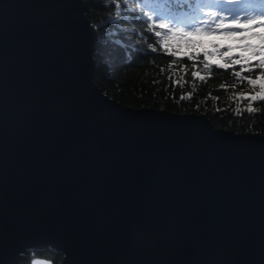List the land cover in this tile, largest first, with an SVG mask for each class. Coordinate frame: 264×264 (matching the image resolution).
<instances>
[{
	"label": "water",
	"instance_id": "obj_1",
	"mask_svg": "<svg viewBox=\"0 0 264 264\" xmlns=\"http://www.w3.org/2000/svg\"><path fill=\"white\" fill-rule=\"evenodd\" d=\"M87 0H0V264H264V136L94 80Z\"/></svg>",
	"mask_w": 264,
	"mask_h": 264
},
{
	"label": "trees",
	"instance_id": "obj_2",
	"mask_svg": "<svg viewBox=\"0 0 264 264\" xmlns=\"http://www.w3.org/2000/svg\"><path fill=\"white\" fill-rule=\"evenodd\" d=\"M202 2L212 6L213 10H229L231 14L238 9L250 12L251 6L264 4V0H244L242 5L235 6L225 5L222 0ZM87 3L88 17L98 32L94 52V80L110 98L135 109L153 108L176 114L205 115L219 129L264 136V101L253 102V107L258 111L251 114L243 111L248 101L239 102L242 115H236L234 110L238 102L230 97L234 93L247 92L249 86L245 83L237 84L234 90L219 88L220 83L235 82L231 68L225 71L213 66L206 83L198 78L193 80L191 71L194 70V62L197 64L195 70H199L206 77L209 76V71L203 68V55L195 61H190L184 55L190 50L180 47L179 54L173 57L161 45L167 30L147 29L145 18L137 3L145 6L144 10L154 8L157 16H163L175 25L192 24L184 14L169 15L164 10L169 6L168 0H87ZM116 4H120L119 9ZM132 5H136V9H133ZM171 6L179 8L181 5L173 3ZM256 10L259 11V7ZM207 11L205 8V13ZM117 12L120 13L119 16ZM155 31H160L161 37H156ZM149 44L157 47V51H151ZM170 46L177 50L175 42H170ZM236 70H239L238 65ZM176 81L180 83L177 84ZM188 93H192L191 99L180 100L181 95ZM62 260L63 254L49 247L30 250L21 264H60Z\"/></svg>",
	"mask_w": 264,
	"mask_h": 264
},
{
	"label": "snow or ice",
	"instance_id": "obj_3",
	"mask_svg": "<svg viewBox=\"0 0 264 264\" xmlns=\"http://www.w3.org/2000/svg\"><path fill=\"white\" fill-rule=\"evenodd\" d=\"M173 3L180 4L179 8H174ZM222 3L228 6L242 5L244 0H222ZM168 7L164 10L171 16L185 15V18L192 21L191 27L178 26L172 23L171 20H166L163 16H157L154 8L144 10L143 5L137 3L142 16L145 18V25L149 31L154 28L166 29L167 34L164 35L161 41L162 47L167 50L168 54L175 57L179 54L178 49L181 46L190 49L184 53L187 59L195 61L202 54L203 68L209 71V76L206 77L197 69V64H192L191 77L193 80L197 78L201 82H207L211 76L213 66L224 69H232V75L235 77V82L232 84L220 83L219 88L227 90L237 87V84H245L249 86L247 92L241 91L234 93L230 99L236 100L237 106L234 110L236 115H242L239 102L248 101L247 107L243 110L251 114L258 111L253 107V102L264 101V4L251 6L250 12H245L243 18L237 13L229 20L223 12L213 10L212 6L202 2V0H168ZM119 9L120 4L115 5ZM259 7V11L256 8ZM205 8L208 11L205 13ZM198 13L200 15H198ZM120 13L117 12V16ZM231 15V13H229ZM206 17V18H205ZM227 21V23H226ZM151 22V23H148ZM156 37H161L160 31H155ZM212 37L220 36L235 40L238 43L236 47L239 49L237 54H233V45H221L211 43V50L208 44L197 37ZM170 42H175L177 50H173ZM151 51H157V47L149 44ZM239 70H236V66ZM258 70V71H257ZM248 74L245 75L244 73ZM171 79V77H170ZM175 83L179 84L180 81ZM192 93L181 95L180 100L191 99ZM199 108V105L196 106ZM217 111H223L217 109Z\"/></svg>",
	"mask_w": 264,
	"mask_h": 264
},
{
	"label": "rangeland",
	"instance_id": "obj_4",
	"mask_svg": "<svg viewBox=\"0 0 264 264\" xmlns=\"http://www.w3.org/2000/svg\"><path fill=\"white\" fill-rule=\"evenodd\" d=\"M132 8L133 9H136V5H132ZM217 10V9H215ZM219 11V10H217ZM222 12V11H221ZM245 12H249L247 10H242V9H238L235 11L234 14H231L229 15L230 11L229 10H226V12H223L226 16H228L229 20L231 19L232 16H235L237 13L241 14V17L243 18V14ZM206 18V17H205ZM227 23V21H226ZM192 25V24H191ZM191 25H182V24H179L178 26H184L186 28L188 27H191ZM195 39H202L203 41L206 42V44H208L209 46V50H211V43H217V44H221V45H227V44H232L233 45V54H237L239 52V49L236 47V44L238 43L237 41L235 40H231V39H228L226 37H220V36H212V37H197ZM182 49H186L187 51H189L190 49H188L187 47H184V46H181ZM36 264H47L45 262H38Z\"/></svg>",
	"mask_w": 264,
	"mask_h": 264
}]
</instances>
